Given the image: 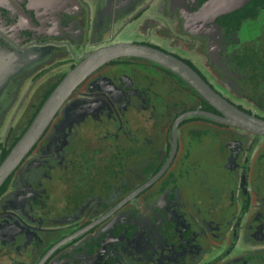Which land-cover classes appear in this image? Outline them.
<instances>
[{
    "label": "flooded vegetation",
    "instance_id": "1",
    "mask_svg": "<svg viewBox=\"0 0 264 264\" xmlns=\"http://www.w3.org/2000/svg\"><path fill=\"white\" fill-rule=\"evenodd\" d=\"M98 1L93 15L85 0H0V69L31 55L59 56L57 70L0 142V154L87 53L120 42L109 27L121 34L134 23L137 38L128 43L175 56L226 100L264 118V0ZM155 6L172 7L166 11L174 32L193 37L190 47L168 35L165 12L153 13ZM245 29L254 32L248 40ZM187 48L200 64L182 54ZM186 108L220 115L185 80L146 59L120 58L91 74L0 196V264H40L64 240L43 264H264V145L258 150L247 141L264 136L187 117L167 170L115 208L166 164L173 124ZM200 126L209 141L195 134ZM255 206L261 209L252 217ZM241 236L255 240L252 253L232 257ZM224 239L218 257L197 260Z\"/></svg>",
    "mask_w": 264,
    "mask_h": 264
},
{
    "label": "water",
    "instance_id": "2",
    "mask_svg": "<svg viewBox=\"0 0 264 264\" xmlns=\"http://www.w3.org/2000/svg\"><path fill=\"white\" fill-rule=\"evenodd\" d=\"M128 57L146 59L171 70L185 80L204 99L216 108L220 112V115L204 110H190L181 114L173 124V148L166 164L151 180L137 189L132 195L124 199L115 208L121 207L137 193L153 184L167 170L177 151L178 126L187 117L196 115L205 116L230 126L237 127L243 131L264 136V118L245 112L226 100L213 90V88H211V86L191 66L182 60L149 45L138 43H115L87 53L82 60L64 75L61 81L47 97L26 131L0 164V188L18 169L22 161L41 140L46 130L55 119L57 113L78 86L103 65L120 58ZM114 210L115 209L109 212L105 217L109 216ZM64 242L65 240L52 248L40 264H43L54 250Z\"/></svg>",
    "mask_w": 264,
    "mask_h": 264
},
{
    "label": "rangeland",
    "instance_id": "3",
    "mask_svg": "<svg viewBox=\"0 0 264 264\" xmlns=\"http://www.w3.org/2000/svg\"><path fill=\"white\" fill-rule=\"evenodd\" d=\"M85 1L91 4L92 7L90 8H91V12L93 15H95L98 12L99 8H101V7H97L100 5L101 1H98V0H85ZM159 3L160 2L157 1L155 5H159ZM152 8H155L153 10V13H156L157 9H163V11L165 12V16H164V20L166 19L165 24L167 25V21H168L169 26L167 25V28L165 27L164 30L167 31L168 35H170L171 37L173 36L178 37L179 39L183 40L182 41L183 45L190 47V45L188 44V41L193 40L192 39L193 37H190L189 34L184 33V32L179 33L180 35L174 32V29H173L174 27L171 21L172 18L171 17H170L171 19L169 18L171 14L167 15V11H166V10H170L172 7H156L155 6ZM82 26H84L85 29L87 28L86 23H84ZM137 26H140V24L134 23L132 24V26L128 27L126 31H122L121 34H118V30H119L118 26L117 27L115 26L114 28L109 27L110 30L108 31L109 32L108 35L109 37L112 36L111 39L113 40V42H116V41H120L117 43L132 42V41H135V39L137 38V35H135L133 32L134 27H137ZM159 29L160 27L158 28V30ZM253 34L254 32L249 31L248 29H245L242 36L246 40H248L249 38L253 36ZM102 37L103 38L101 39V41L103 42L106 41L108 38L106 34L103 35ZM111 39L109 41H111ZM38 49L39 48H36V50L39 53ZM182 54L185 56H188V58H191V60H193L195 64L201 63V61L198 58L199 57L198 54H195L189 48L184 50ZM41 55L44 56V54H41ZM41 58L42 57L41 56L39 57L38 55L37 56L31 55L27 57V60H29L28 62L23 63V64L20 63L22 65H19L18 67H16L15 64L6 65V63H4L5 60H7L6 58L5 59L2 58L3 60H1L4 63L3 64L4 66L2 69H0V142L5 139L8 129L11 126L15 127L18 124V121L20 119V116L22 115L23 110L25 111V109L30 104L32 98L34 97L35 89L37 87L38 88L41 87L47 81L50 75H52V73H54L57 70L54 64L59 59L58 55L54 57L48 56V59L47 58L41 59ZM43 69L44 70L46 69L48 73L46 72L42 75ZM50 71H53V72H50ZM202 130L203 128L201 126L198 127V130L196 131L197 133L195 134H200V139H202L204 142L209 141L210 137H212L211 136L212 134L204 135V134L199 133ZM257 140L251 137L247 141H250L251 143L256 144L257 146L256 148H258L259 150L260 148H262L261 144L264 145V138H260ZM250 142L247 144H250ZM213 144L217 145L218 142L217 143L214 142ZM181 149H183V146L181 147ZM206 163H207V166L210 168V162L208 161V158L206 159ZM16 180L17 179H14V181ZM260 209H261L260 207L255 206L252 217L257 215ZM227 240L226 239L222 241L217 240L216 243L221 242V244H219L218 246H214L211 250H208L199 259L197 257V260H199L200 262H203L209 258L218 257L219 254H221V252L226 249ZM254 242H255L254 239L247 240L246 237L241 236L237 242L236 247L233 248L231 256L241 257L242 255H246L249 252L252 253L251 244Z\"/></svg>",
    "mask_w": 264,
    "mask_h": 264
},
{
    "label": "trees",
    "instance_id": "4",
    "mask_svg": "<svg viewBox=\"0 0 264 264\" xmlns=\"http://www.w3.org/2000/svg\"><path fill=\"white\" fill-rule=\"evenodd\" d=\"M64 77V76H63ZM62 77V78H63ZM61 78V79H62ZM61 80H59L49 91L46 92V94L44 95L40 105L37 107L36 111L32 114V117L30 118V120L28 121L25 129L23 130V132L21 133V136L23 135V133L26 131V129L28 128V126L31 124L32 120L34 119V117L36 116V114L38 113V111L40 110L41 106L43 105V103L45 102V100L47 99V97L50 95V93L54 90V88L57 86V84L60 82ZM210 107V106H209ZM190 111L193 109L190 108H186V111ZM202 110H205V108H203ZM189 120H193V119H189ZM189 120L184 121V123L188 122ZM20 136V137H21ZM19 137V138H20ZM19 138L10 146L9 150H4V152H1L0 154V164L2 163V161L5 159V157L8 155V153L10 152V150L12 149V147L15 145V143L19 140ZM11 177L6 181V183L0 188V196L2 195V193L4 192L6 186L8 185L9 181L11 180Z\"/></svg>",
    "mask_w": 264,
    "mask_h": 264
}]
</instances>
